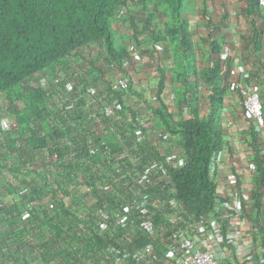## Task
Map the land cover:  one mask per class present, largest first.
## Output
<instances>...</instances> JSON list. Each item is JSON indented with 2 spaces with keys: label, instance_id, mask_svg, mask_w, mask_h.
<instances>
[{
  "label": "trees",
  "instance_id": "obj_1",
  "mask_svg": "<svg viewBox=\"0 0 264 264\" xmlns=\"http://www.w3.org/2000/svg\"><path fill=\"white\" fill-rule=\"evenodd\" d=\"M246 1L244 14L250 25L249 39L258 56L264 51L263 17L258 0ZM133 7L143 14L139 21ZM184 13V0H0V113L16 125L14 131L0 133V175L4 176V171L13 173L27 186L28 181L23 177L29 175L27 169L31 161L37 160L36 156L45 151L53 160L51 165L55 171L51 177L50 173L42 175L43 182L29 189L35 194L41 188L43 199L46 198L43 203L52 201L53 210H49L46 204H42L41 209H34L31 195L18 191L20 200L13 202L10 212L0 204V221L10 228L13 242L8 246L6 258L25 257L18 243L30 238L39 242L42 252L39 256L44 264H56L61 255V264H84L83 259L88 258L86 248L93 251L94 247L103 246L87 221L93 213L92 207L102 203L97 186L98 174L91 173L92 167L110 169L116 163L126 172V164L142 156L166 164V157L162 154L170 155L173 142H169L171 146L168 147L149 144L146 148L137 145L136 149L128 150V142L122 143L118 135L96 136L93 132L94 112L85 108L82 101L71 109L65 105L62 110L53 111L49 108L50 97H47L45 88L25 91L20 86L30 75L49 73H61L73 83L79 74L69 59L78 56L80 50L91 47L104 48L110 61L121 72L129 53L117 42L114 21L119 15L124 17L122 23L131 34L128 40L141 46L139 40L145 38L156 49L162 46L170 49L173 63L169 68L158 66L160 83L156 99L161 103L151 109L158 130L176 138L175 144L180 150L181 166H167V170L178 199L189 213L208 215L216 212L217 186L211 181L209 170L214 155L229 144L224 138L227 124L221 112L228 91L225 73L231 66L221 58V47L215 39L211 40L208 57L203 58L198 66ZM80 58L98 69L83 56ZM98 75L102 77L99 70ZM168 75L175 87L174 112H170L169 105L161 98ZM129 80L131 82L130 77ZM80 83L85 84L82 77ZM50 89L52 91L53 86ZM106 90L107 106L116 101L120 103L117 114L123 120L119 132L130 137L133 128L126 126V122L131 119L138 124L137 112L128 105V95L123 91L114 89L111 84ZM129 92L134 97L138 94L141 100L146 99L131 86ZM76 98L79 96L70 92L66 104ZM18 103L23 104V109ZM97 104L102 110L100 117L107 121L105 104L99 101ZM262 106L264 110L263 101ZM148 111H143L145 122H148ZM243 121L246 123V119ZM250 132V144L255 151L256 188L246 216L257 225L253 228V236L260 242L264 256V156L260 155L253 128ZM91 137L97 138L95 148L98 152L95 154L90 153L87 145ZM84 169L88 172L87 179L77 181L75 172ZM74 188L77 197L83 194L91 198L84 202L69 201ZM80 211L87 213L86 217L80 218ZM36 224L42 228L32 232ZM144 243L146 240L138 245ZM109 264L115 262L109 260Z\"/></svg>",
  "mask_w": 264,
  "mask_h": 264
},
{
  "label": "built area",
  "instance_id": "obj_2",
  "mask_svg": "<svg viewBox=\"0 0 264 264\" xmlns=\"http://www.w3.org/2000/svg\"><path fill=\"white\" fill-rule=\"evenodd\" d=\"M258 3L264 12V0H258ZM230 56L231 48L226 45L222 49L221 58L229 61ZM126 76L129 75L124 76V87H128L130 82ZM234 77L228 78L229 92L236 94L238 115L246 119L249 129L253 128L260 155L264 156V110L261 95L257 85L250 81L251 77L244 66L238 67ZM51 78L53 76L49 74L30 75L20 86L25 91L36 87L45 88L47 97H50L53 93L49 86ZM69 85L72 90L75 83ZM71 90H68V97ZM106 91L99 99L105 104L108 120L103 122L100 117L102 110L100 112L101 108L97 104L95 110L99 109L101 119L97 125L94 118L96 114L92 110V118L97 125L93 128L96 136L118 135L122 143L128 142V150L136 149L137 145L144 148L149 147V144L163 147L165 143L174 144L177 141L170 134L155 137L145 127L149 121L139 122L138 119V124L131 119L126 122V126L133 128V134L126 137L118 129L123 120L117 114L120 103L116 101L112 106H107ZM77 99H72L69 104H66L67 99L62 101L60 110L65 105L67 109L75 107ZM18 105L23 109L22 103ZM229 108L230 105L224 102L221 116L227 124L224 128L225 141L233 142L235 138L234 145L229 148L227 143L223 150L216 153L209 170V177L217 186L216 212L208 215L191 214L178 199L167 170V166L178 168L182 164L174 153L162 154L166 157V164L149 160V157H139L126 164V172L116 163L111 170L104 171L103 167H96L97 177L102 184L98 189L102 203L92 207L93 213L87 221L88 227L97 234L103 246H96L93 251L86 248L88 258L83 259L84 264H109V260L115 264H264L260 242L253 236L256 224L246 216V211L252 206V194L256 188L255 151L250 144L252 132L249 130V134L235 137L233 131L236 121L230 119ZM114 115L116 118L112 119ZM6 130L13 131L11 121L2 117L0 133ZM96 139L91 137L87 140L92 154L98 152L95 148ZM39 154L41 159L50 158L47 151ZM243 155L247 161V173L238 170L236 164ZM234 158L238 160L233 164ZM262 203L264 205V194ZM86 214L82 212L79 217H86ZM142 240H146V243L138 245ZM57 263H63V255L57 258Z\"/></svg>",
  "mask_w": 264,
  "mask_h": 264
},
{
  "label": "rangeland",
  "instance_id": "obj_3",
  "mask_svg": "<svg viewBox=\"0 0 264 264\" xmlns=\"http://www.w3.org/2000/svg\"><path fill=\"white\" fill-rule=\"evenodd\" d=\"M201 3V0H198ZM235 1V0H230ZM197 0H184V8L189 11L191 5L193 7L191 8V14L194 15L196 12V5ZM238 6L239 4L236 3ZM242 8V5L240 6ZM200 10V6L198 8ZM193 10V11H192ZM133 12L136 14L137 19H141L143 17V14L141 13L140 9L133 7ZM142 14V15H141ZM162 16V15H161ZM124 21V17L119 15L117 16V19L114 21V29L117 37V42L119 46H123L127 49L129 53V58H127L124 61V69L121 70V72L116 71V67L113 66L112 62L107 56L106 51L103 48H92V49H82L78 52V56L74 55L73 57H70L69 62L72 65L75 72H77L79 75L74 77V83L75 86L71 90V84L70 80L67 79L68 76H64L63 74H55V73H49V75L53 76L51 78V81L49 83V86H53V93L50 96L49 99V108L53 111H57L61 109L63 103L62 101H65L68 98V90H71L74 94L79 96V99H77V102H83L85 108L89 110L95 111V119L97 121V125L101 123V119L99 117V109L98 111L95 110L97 107V101L103 102L102 99H99L102 94L105 93L107 89V85L111 84L116 89L123 91L127 97V103L128 105L133 109V111L137 112L138 114V121L141 122L145 118L143 115V111H148L147 116L148 123L145 127L149 129V131H152L155 137H161L162 132L158 130L156 123L154 122V118L152 116V113L150 112L153 107H159V104L161 101L157 100L156 96V86L158 84L159 79V71L158 66L164 65L167 68L168 66L173 63V56L170 52V49L168 46H162L157 47V49L151 45L150 43L145 41V38H141L139 41L141 43V46L135 44L134 42H131L130 39V33L128 30L125 29V24L122 23ZM195 40L198 41L197 38ZM198 43V42H197ZM199 54L204 55V50H202V47L198 46ZM83 56L87 59V61L92 62L95 67L98 69H94L93 67L89 66V64H86L83 62V60L80 58ZM98 70L101 72L102 77L98 75ZM71 72V71H70ZM128 74L130 77L131 82H129V86H131L134 91L141 92V95H144L146 99L141 100L140 96L138 94H134V96L129 95V86L124 87L122 82L124 80V76ZM72 73V72H71ZM83 78L85 81V84L80 83V78ZM170 75H168V78L165 80V88L164 92L161 95V98H163V101L169 105L170 112H174V85L171 82ZM129 79V78H128ZM255 85V84H254ZM202 86V85H200ZM260 93V90L258 88V85L256 87ZM203 90V88H202ZM200 90V92H202ZM51 91V92H52ZM261 95V94H260ZM146 100L148 103H146ZM76 102V101H75ZM101 112V109H100ZM149 113V114H148ZM2 114L0 113V122L2 120ZM116 115L112 117V119H115ZM177 118V113H176ZM245 120V118L241 117L240 120ZM239 120V121H240ZM103 122L104 119H103ZM145 122V121H143ZM244 122V121H243ZM146 123V122H145ZM12 130L14 131L16 129L15 123L11 122ZM96 123L94 126H97ZM94 128V127H93ZM237 130V129H236ZM235 130V131H236ZM249 128L246 124H241V127L238 129V133L240 136H244L245 134H249ZM234 132V131H233ZM131 141V139H130ZM171 146L169 143H165L163 147ZM171 153H174L175 156H179V148L178 145L174 143V146H171ZM36 157L37 160L31 161L29 168L27 171H29L28 176H24L23 179H26L28 181L27 186L23 185L20 177L17 178L13 173H10L8 171H4L3 175H0V204L1 207L10 212V209H12L13 202L19 201L20 198L17 194V191L19 193H26L28 196L31 195L32 202L31 206L34 209H41L42 204H46L47 208L49 210L52 206V201H46V198L43 199V191L40 188L35 194L34 192H31L29 189L35 188L36 183L40 184L43 182L42 175H46L50 173V177L52 176L51 173H54L53 166L51 165L52 159L51 158H42L39 159L41 156L38 154ZM33 163V164H32ZM236 164L239 166L238 170H241L243 173L246 170L247 167V161L243 158H240ZM53 169V170H52ZM233 169V167H231ZM92 172L96 173L98 170L95 166L92 167ZM104 171L107 169H103ZM111 170V169H110ZM35 171V172H32ZM75 175V179L77 181H85L87 179V170L84 169L83 171H77ZM247 173V172H245ZM12 185L16 193H14L13 188L10 186ZM101 181H97V186H101ZM29 187V188H28ZM34 194V195H33ZM77 191L74 188V191H72V199L69 201H72L75 199V201H88L91 196L79 194L78 197L76 196ZM88 197V198H87ZM30 203V202H28ZM53 213V212H52ZM79 213H82L81 211ZM48 215V214H47ZM46 220L49 219L48 216H46ZM40 225H35L34 228H32V232L38 231L41 229ZM0 231L3 234L4 238H9L10 234V228L6 225L5 222L0 221ZM20 247L22 251L26 254V257L28 259V263L24 261L19 262H1L0 264H42L39 261V255L41 254L40 250V244L36 240H32L30 238L23 239L20 243ZM65 247V246H64ZM5 248V241L1 238L0 239V255L4 252Z\"/></svg>",
  "mask_w": 264,
  "mask_h": 264
},
{
  "label": "crops",
  "instance_id": "obj_4",
  "mask_svg": "<svg viewBox=\"0 0 264 264\" xmlns=\"http://www.w3.org/2000/svg\"><path fill=\"white\" fill-rule=\"evenodd\" d=\"M236 3H238L239 6ZM241 5L242 8H240ZM246 5V0H201V3L197 0L195 5V14H191V8L193 7V5H191L189 11L185 9L184 16L187 18L189 23V31L193 39L198 66L203 58L208 57L211 51L212 39H215L217 41V43L221 47V51L226 45H228L231 48L232 53L228 61L230 62L231 67L227 68L225 73L226 83L230 76L234 77L235 71H237L238 67L244 66L251 77L250 81L253 82L255 85H258L261 94V99L264 102V51L258 54L257 56V53H254L253 46L250 43V25L248 24L246 16L244 14V9L246 8ZM199 6L200 10L198 9ZM261 15L263 17L262 27L264 29V12L262 11V9ZM225 17L227 18L226 20ZM195 38H197L198 41L195 40ZM198 46L202 47V50H204V55L199 54ZM92 48L96 47H91V49ZM161 66L167 68L164 65ZM168 67H170V65ZM234 79H236V77H234ZM159 83L160 77L158 79L156 91ZM202 88L203 87L200 86L199 90H202ZM236 101V94L229 92L228 89L226 93L225 103H228L230 105V119H232V121H236L235 130H237L234 131V133H236L235 137L240 135L238 133V129L239 127H241V124L245 123L242 119H239V106L236 105ZM234 140L233 142H229V148L234 145ZM237 160L238 159L234 158L233 164ZM1 238L5 241V248L3 250L4 252L0 255L1 262L14 263L24 261L28 263V259L24 252L23 253L25 257H17L15 259L6 258L8 253V246L12 245L13 242L10 240V234L9 238H4V236H1L0 239ZM21 241H19L18 243L19 247ZM39 261L44 264L40 257ZM55 263L58 264L57 262Z\"/></svg>",
  "mask_w": 264,
  "mask_h": 264
}]
</instances>
